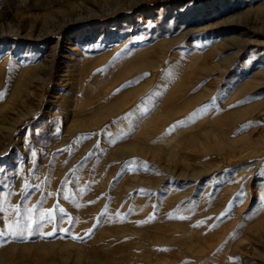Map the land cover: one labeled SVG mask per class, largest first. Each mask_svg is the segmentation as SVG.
Segmentation results:
<instances>
[{
	"label": "rangeland",
	"instance_id": "obj_1",
	"mask_svg": "<svg viewBox=\"0 0 264 264\" xmlns=\"http://www.w3.org/2000/svg\"><path fill=\"white\" fill-rule=\"evenodd\" d=\"M0 232V264H264V0H0Z\"/></svg>",
	"mask_w": 264,
	"mask_h": 264
},
{
	"label": "bare ground",
	"instance_id": "obj_2",
	"mask_svg": "<svg viewBox=\"0 0 264 264\" xmlns=\"http://www.w3.org/2000/svg\"><path fill=\"white\" fill-rule=\"evenodd\" d=\"M169 46H171V44L169 45ZM146 63H149L147 66H149V65H152V63L151 62H146ZM125 78V77H124ZM131 79V78H130ZM127 81V80H126ZM129 82V81H128ZM123 84H124V82H123ZM136 91V90H135ZM134 91V92H135ZM140 91V90H139ZM133 92V91H132ZM131 92V93H132ZM138 93V92H137ZM139 94V93H138ZM133 95V94H132ZM131 96V95H130ZM135 96H137V95H135ZM98 97V96H97ZM195 99L197 100L198 99V97H195ZM193 100H194V98H193ZM192 100V101H193ZM123 101H125L124 99H123ZM122 102V101H121ZM126 103V102H125ZM119 104H120V101H115V102H113L111 105H109L108 107H107V110L109 109L110 111L112 110H116V108H118L119 107ZM126 105V104H125ZM121 106V105H120ZM123 109V108H122ZM100 113V112H99ZM96 120V119H95ZM99 121V120H98ZM94 124H95V122H94ZM243 141L245 142V143H249V142H251V139L250 138H248V139H243Z\"/></svg>",
	"mask_w": 264,
	"mask_h": 264
},
{
	"label": "snow or ice",
	"instance_id": "obj_3",
	"mask_svg": "<svg viewBox=\"0 0 264 264\" xmlns=\"http://www.w3.org/2000/svg\"><path fill=\"white\" fill-rule=\"evenodd\" d=\"M44 219H45V217L42 215V216H41V220H44ZM28 220H29V222H30V224H29V230H30V225H31V223H34V221L32 220L31 215L28 217ZM9 229H10V231H11V226H9ZM0 235H3V232H0Z\"/></svg>",
	"mask_w": 264,
	"mask_h": 264
}]
</instances>
